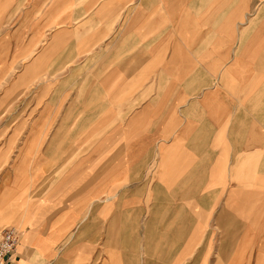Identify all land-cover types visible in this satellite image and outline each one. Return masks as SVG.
Here are the masks:
<instances>
[{
	"label": "crops",
	"instance_id": "1",
	"mask_svg": "<svg viewBox=\"0 0 264 264\" xmlns=\"http://www.w3.org/2000/svg\"><path fill=\"white\" fill-rule=\"evenodd\" d=\"M11 264H264V0H0Z\"/></svg>",
	"mask_w": 264,
	"mask_h": 264
},
{
	"label": "built area",
	"instance_id": "2",
	"mask_svg": "<svg viewBox=\"0 0 264 264\" xmlns=\"http://www.w3.org/2000/svg\"><path fill=\"white\" fill-rule=\"evenodd\" d=\"M19 238L20 233L16 228L5 227L0 230V264L12 263Z\"/></svg>",
	"mask_w": 264,
	"mask_h": 264
},
{
	"label": "clouds",
	"instance_id": "3",
	"mask_svg": "<svg viewBox=\"0 0 264 264\" xmlns=\"http://www.w3.org/2000/svg\"><path fill=\"white\" fill-rule=\"evenodd\" d=\"M5 247H7V246H5Z\"/></svg>",
	"mask_w": 264,
	"mask_h": 264
}]
</instances>
